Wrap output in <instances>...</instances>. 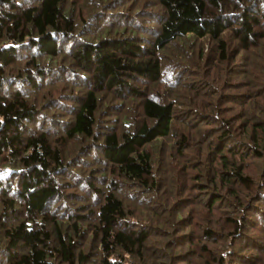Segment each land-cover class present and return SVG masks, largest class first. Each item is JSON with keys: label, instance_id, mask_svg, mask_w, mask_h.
Listing matches in <instances>:
<instances>
[{"label": "trees", "instance_id": "16d2710c", "mask_svg": "<svg viewBox=\"0 0 264 264\" xmlns=\"http://www.w3.org/2000/svg\"><path fill=\"white\" fill-rule=\"evenodd\" d=\"M152 3L0 0V264H263L264 0Z\"/></svg>", "mask_w": 264, "mask_h": 264}, {"label": "rangeland", "instance_id": "374dc122", "mask_svg": "<svg viewBox=\"0 0 264 264\" xmlns=\"http://www.w3.org/2000/svg\"><path fill=\"white\" fill-rule=\"evenodd\" d=\"M136 1H138V2H140V3H143L144 5H140L138 8H136L135 10H137V9H139L140 11L139 12H137V13H135L136 15H141V17L143 18V17H145L144 16V14H142V11H143V9H145V10H148V11H150V9H149V7H147V5H150L151 6V4H153L152 2H153V0H136ZM130 3H125V5H129ZM125 5H123V6H125ZM156 9H157V6H152L151 7V11L152 12H154V11H156ZM125 11H129V10H127V9H124ZM135 10H130V12H135ZM153 23H151V22H149V21H146V20H143V22H142V25H144V26H147V27H151L150 25H152ZM225 37H227V34L225 35ZM203 47H204V49H207V48H209L210 47V44L209 43H204L203 44ZM247 60V58H245V59H237V62L236 63H240V67H243L244 65H245V61ZM212 66H216L215 65V62H213V60H212V63H210ZM245 67V66H244ZM216 70V69H215ZM230 72H232V71H230ZM244 77H246V76H241V77H239L238 79H244ZM250 79V78H249ZM228 82L230 83L231 82V80H229L228 79ZM73 89L74 88H76L77 86L74 84L73 86ZM55 89V88H54ZM53 89V90H54ZM237 91V90H236ZM226 107H232V105H229L228 103H225L224 104ZM177 106H180V105H178L177 104ZM184 107V106H183ZM235 111H237V109L236 108H234V109H231L230 110V112H222L223 113V116H225V117H227V116H230L231 114H234L235 113ZM232 119H234V117L232 118ZM235 120V119H234ZM238 121H240V120H238ZM237 121V122H238ZM236 122V123H237ZM196 123H199V124H201V125H203L202 123H200L199 122V120H195V119H191L190 121H188L187 122V124H181V123H179V122H177V119H175V121H174V124H175V126L177 125L178 127H179V125H180V129L181 130H183L185 133H187V134H189V136H191V143H195V145H196V140H198L197 138H196V136H195V128H196V126H195V124ZM198 128V127H197ZM171 140L172 139H168V138H166L163 142H164V144H163V147H164V151H165V162H168V161H170V157L168 156L170 153H172V152H174V150H170L169 148H170V142H171ZM158 147H160V143H158V145H157ZM162 146V145H161ZM199 146H202V147H204V145H202V143H199ZM151 149H155V147H153V148H151ZM190 149H188V151L186 150V155H185V157H183V158H181L180 160L178 159V161L176 162V164H174L172 167H170L169 168V172H170V176H172L174 173H176L179 177H180V180H181V178H183V176L186 174V173H188V174H194L197 170H200L199 168L198 169H194V168H192L191 167V164H189V160H191V158H190V156L191 155H193L194 153H196L195 151H192V152H190L189 151ZM175 154H176V156H179V154L180 153H176V152H174ZM161 165H162V161H160V163H159V169H161ZM164 167V166H163ZM162 167V168H163ZM81 169V168H80ZM82 170V169H81ZM165 171V173H163V176H166V175H168L169 176V174H168V170H164ZM158 180H160L159 178H158ZM188 180V179H187ZM161 181V180H160ZM160 181H159V183H160ZM174 183H177V182H174V180L172 181V183H170V187H169V196H172L173 194H172V190H175V191H177V192H179V190H180V192H181V194L182 195H184V200L187 202V204H189L190 202H192V200H191V197H193V190L192 191H189V193H186V194H183V192H182V187H179V185L177 184H174ZM187 183L189 184L190 183V181H187ZM101 186V185H100ZM147 198H149V197H147ZM183 202V201H182ZM190 206V205H189ZM188 206V207H189ZM138 208L139 207H135V213H137V214H140V212L138 211ZM196 209H197V211L199 210V207L197 208L196 207ZM184 211L185 210H183L182 211V214H184ZM200 211H201V209H200ZM160 238V242H164L165 240L163 239V237L162 236H160L159 237ZM180 248H186L187 249V247L186 246H183V244H182V246H180ZM180 248H177L178 250H180ZM242 252V253H241ZM253 253L254 252V246H245V247H241L238 251H237V253H236V259L237 260H240V258H241V260H243L244 258H249V256H250V254L249 253ZM240 254V255H239ZM243 255V256H242ZM185 259V258H184ZM184 263V262H183ZM238 264H247V263H241V262H239ZM263 264H264V262H263Z\"/></svg>", "mask_w": 264, "mask_h": 264}, {"label": "built area", "instance_id": "2783aa9c", "mask_svg": "<svg viewBox=\"0 0 264 264\" xmlns=\"http://www.w3.org/2000/svg\"><path fill=\"white\" fill-rule=\"evenodd\" d=\"M0 175H3V172L0 171Z\"/></svg>", "mask_w": 264, "mask_h": 264}]
</instances>
